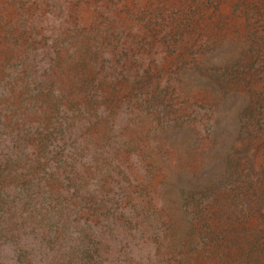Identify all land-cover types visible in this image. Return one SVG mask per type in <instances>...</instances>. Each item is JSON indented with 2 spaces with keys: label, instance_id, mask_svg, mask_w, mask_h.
I'll list each match as a JSON object with an SVG mask.
<instances>
[{
  "label": "rangeland",
  "instance_id": "374dc122",
  "mask_svg": "<svg viewBox=\"0 0 264 264\" xmlns=\"http://www.w3.org/2000/svg\"><path fill=\"white\" fill-rule=\"evenodd\" d=\"M0 264H264V0H0Z\"/></svg>",
  "mask_w": 264,
  "mask_h": 264
}]
</instances>
